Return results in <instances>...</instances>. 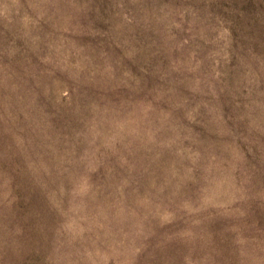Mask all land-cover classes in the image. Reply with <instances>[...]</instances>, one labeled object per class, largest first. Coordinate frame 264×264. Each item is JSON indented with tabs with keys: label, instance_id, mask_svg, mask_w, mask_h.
Masks as SVG:
<instances>
[{
	"label": "rangeland",
	"instance_id": "374dc122",
	"mask_svg": "<svg viewBox=\"0 0 264 264\" xmlns=\"http://www.w3.org/2000/svg\"><path fill=\"white\" fill-rule=\"evenodd\" d=\"M0 264H264V0H0Z\"/></svg>",
	"mask_w": 264,
	"mask_h": 264
}]
</instances>
